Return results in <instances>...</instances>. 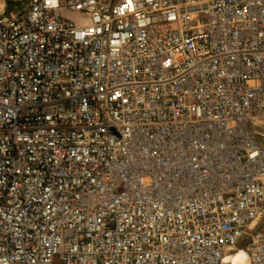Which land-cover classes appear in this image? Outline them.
Here are the masks:
<instances>
[{"label": "built area", "instance_id": "obj_1", "mask_svg": "<svg viewBox=\"0 0 264 264\" xmlns=\"http://www.w3.org/2000/svg\"><path fill=\"white\" fill-rule=\"evenodd\" d=\"M264 264V0H0V264Z\"/></svg>", "mask_w": 264, "mask_h": 264}, {"label": "bare ground", "instance_id": "obj_2", "mask_svg": "<svg viewBox=\"0 0 264 264\" xmlns=\"http://www.w3.org/2000/svg\"><path fill=\"white\" fill-rule=\"evenodd\" d=\"M229 260L233 264H248V254L245 248H237L229 255Z\"/></svg>", "mask_w": 264, "mask_h": 264}, {"label": "rangeland", "instance_id": "obj_3", "mask_svg": "<svg viewBox=\"0 0 264 264\" xmlns=\"http://www.w3.org/2000/svg\"><path fill=\"white\" fill-rule=\"evenodd\" d=\"M245 244H246L245 241H241V242L238 244V247H239V248H244V247H245Z\"/></svg>", "mask_w": 264, "mask_h": 264}]
</instances>
